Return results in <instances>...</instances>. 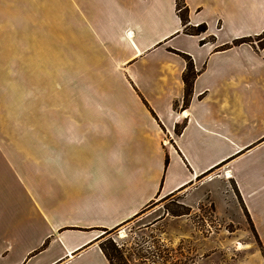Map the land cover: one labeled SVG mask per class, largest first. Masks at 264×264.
Masks as SVG:
<instances>
[{
	"label": "crops",
	"instance_id": "obj_1",
	"mask_svg": "<svg viewBox=\"0 0 264 264\" xmlns=\"http://www.w3.org/2000/svg\"><path fill=\"white\" fill-rule=\"evenodd\" d=\"M183 1L186 26L175 0H0V264H110L101 234L137 221L189 243L191 191L215 168L209 182H234V212L215 189L196 199L242 233L251 226L260 252L240 264H264V0ZM201 24L198 35L183 31ZM47 35V110L34 108L26 126L11 119L3 88L42 85L22 56L40 59ZM88 38L127 43L116 67L127 98L88 97L100 88L82 70L73 83V42ZM241 39L251 41L233 44ZM184 55L195 73L186 107ZM177 194L187 213L151 219Z\"/></svg>",
	"mask_w": 264,
	"mask_h": 264
},
{
	"label": "rangeland",
	"instance_id": "obj_2",
	"mask_svg": "<svg viewBox=\"0 0 264 264\" xmlns=\"http://www.w3.org/2000/svg\"><path fill=\"white\" fill-rule=\"evenodd\" d=\"M36 26L37 25H30L29 30L37 31L38 28ZM52 26V23L42 22L40 23L39 31L41 34L45 32L47 34L52 33ZM76 29V31H79V28ZM14 30L16 32L18 31L17 28ZM34 35L35 33L30 34L28 47L35 46L36 40ZM43 41V54H39L37 57L40 59H36L35 53L31 52H29L27 56L25 55L26 57L24 53L22 56V62L27 61L29 67L28 73L34 78V74L37 72L39 74L37 79H40L42 85L35 86L34 84H28L29 81L27 80L25 85L17 86L9 83L4 85L3 88V92H7L5 96H9V99H4L2 102L10 117H12L11 119L18 121L20 124L24 123L26 126H30L31 114L34 108H43L47 110V97L49 96L50 89L48 85L49 70L47 69L51 61V49L48 45L51 46L52 40L47 35ZM19 43L21 42L19 40L17 41L15 38H13V42H11L13 46ZM125 44L127 43L124 42V44L121 45V51H119L116 50V46L112 47L108 42L102 43L92 38L74 41V61L72 65L75 79L73 83L78 81L79 72L82 70L84 73L88 74V82L97 83V86L100 88L98 90L96 88L85 90L88 97L97 96L103 100L109 99V101L127 98L123 90L124 87L120 81V72L116 71V67L118 66L117 63L122 59L124 51L126 50ZM149 56L150 54L146 57L148 58ZM19 57L20 56L17 57V60L21 59H19ZM15 59V56H13V60ZM144 59L145 58L137 60L134 66L141 67V65L144 64ZM216 170L218 169L215 168L204 176L198 177L197 186L194 191H191L190 200L192 204H195L193 205L195 210L188 222L191 228H189V234H193L192 237L190 235L191 240H189V243L182 245L181 242L178 241L172 245L169 241L171 238L166 237V233L160 235L154 231H145L142 228L143 221H137L111 231H105L101 234L99 246L107 254L109 263L240 264L250 260L254 252H260V244L257 236L255 237L252 235L250 227L245 225L248 232L242 233L240 231L242 227L221 221V219L215 215L213 204L208 203L209 201H205L206 198H203L202 202H198V199H196V195L202 191L201 189L208 190L211 188L213 190L215 189L219 195L223 197L221 203H223L224 208L232 212V206H235L236 203L238 204L234 197V194L237 196L234 182H232L230 178L226 180L225 183L209 182V179L212 178ZM205 181H208V183ZM217 185H221V188H218ZM184 198L185 197L181 194L160 199L157 198L161 204L151 219L162 213L163 215H181L187 213V210L181 205ZM208 226L213 232L211 235L206 233ZM169 232L168 229L167 233ZM121 235H124V237ZM236 244L237 246L241 245L243 248L237 250ZM213 246L214 248L212 249ZM208 247H211V250L209 253H206V251H208L206 249H210ZM206 255L210 256L205 258Z\"/></svg>",
	"mask_w": 264,
	"mask_h": 264
},
{
	"label": "trees",
	"instance_id": "obj_3",
	"mask_svg": "<svg viewBox=\"0 0 264 264\" xmlns=\"http://www.w3.org/2000/svg\"><path fill=\"white\" fill-rule=\"evenodd\" d=\"M175 10H176V15L178 16V18L180 19L181 23L183 26H186L188 23V19H187V7L184 3L183 0H175ZM206 30L205 26H203V24L199 25L197 28H184V33H186L187 35H198L201 32H204ZM257 41H259L258 43V48H262L264 45V30L263 32H261V34L256 38ZM251 40H246V39H241V40H235L233 41L234 45H240L242 43H247L250 42ZM184 59L186 62L185 65V70L184 73L182 75L183 78V84H184V100H183V106L186 107L187 105V101L189 100V97L191 95V86H192V82L194 80L195 77V73L192 67V61L189 57L184 55ZM176 133H179V127H176ZM250 230L252 232V234L256 237V234L253 230V228L250 226ZM102 250V249H101ZM103 251V250H102ZM103 253L105 254L104 256L108 259L107 254L103 251Z\"/></svg>",
	"mask_w": 264,
	"mask_h": 264
},
{
	"label": "built area",
	"instance_id": "obj_4",
	"mask_svg": "<svg viewBox=\"0 0 264 264\" xmlns=\"http://www.w3.org/2000/svg\"><path fill=\"white\" fill-rule=\"evenodd\" d=\"M163 143H165L164 140H163ZM206 233H207L208 235H211V234L213 233L209 226H208L207 229H206Z\"/></svg>",
	"mask_w": 264,
	"mask_h": 264
},
{
	"label": "bare ground",
	"instance_id": "obj_5",
	"mask_svg": "<svg viewBox=\"0 0 264 264\" xmlns=\"http://www.w3.org/2000/svg\"><path fill=\"white\" fill-rule=\"evenodd\" d=\"M122 234H123V233H122ZM121 236L124 237V235H121ZM242 248H243V247H242L241 245H238V246H237V244H236V249H237V250H240V249H242Z\"/></svg>",
	"mask_w": 264,
	"mask_h": 264
}]
</instances>
